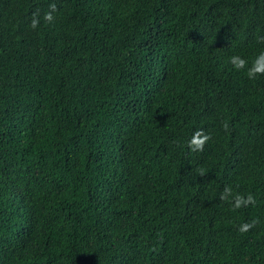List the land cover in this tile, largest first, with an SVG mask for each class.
I'll use <instances>...</instances> for the list:
<instances>
[{
    "label": "trees",
    "instance_id": "trees-1",
    "mask_svg": "<svg viewBox=\"0 0 264 264\" xmlns=\"http://www.w3.org/2000/svg\"><path fill=\"white\" fill-rule=\"evenodd\" d=\"M258 35L264 0H0L6 264H264V75L229 62Z\"/></svg>",
    "mask_w": 264,
    "mask_h": 264
},
{
    "label": "clouds",
    "instance_id": "clouds-1",
    "mask_svg": "<svg viewBox=\"0 0 264 264\" xmlns=\"http://www.w3.org/2000/svg\"><path fill=\"white\" fill-rule=\"evenodd\" d=\"M50 11L46 12L43 16V20L46 23H52L54 20L53 13L57 9V5L55 3H51L49 5ZM40 24V17L38 16V13H34L33 17L30 22V27L32 29H36L39 27ZM256 40L258 43H264V35H258L256 37ZM229 62L232 64V66L237 70H246V75L249 79H256L257 76L264 75V51L259 52L254 60L251 62L249 66V61L245 58H243L240 55H233L229 58ZM222 127L227 130L228 124L224 123ZM211 140V135L204 131V129H198L196 130L192 137L187 142V147L190 151L196 153V152H203L204 146ZM199 175L201 177L206 175V172L204 169L199 170ZM220 199L229 203L230 207L233 211L241 209L242 207H248L249 205L254 206L256 204V198L253 194L249 193L246 196L239 193V192H233L232 187L225 186L223 192L220 194ZM259 224L258 218L252 219V221L245 222L241 224L237 231L240 233H247L251 229L255 228ZM35 233H34V239H35ZM34 244L38 246L35 242ZM104 253L103 250H94L90 252V254L84 259H75V260H68L66 261V264H107L102 259V254ZM9 260V255H3L0 253V264H6Z\"/></svg>",
    "mask_w": 264,
    "mask_h": 264
}]
</instances>
